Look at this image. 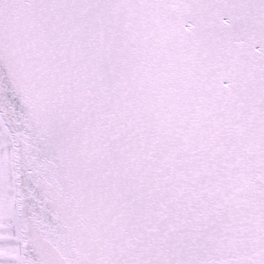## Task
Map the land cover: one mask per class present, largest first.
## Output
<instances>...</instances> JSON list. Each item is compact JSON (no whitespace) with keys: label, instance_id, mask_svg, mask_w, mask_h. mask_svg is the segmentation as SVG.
<instances>
[{"label":"snow or ice","instance_id":"obj_1","mask_svg":"<svg viewBox=\"0 0 264 264\" xmlns=\"http://www.w3.org/2000/svg\"><path fill=\"white\" fill-rule=\"evenodd\" d=\"M0 264H264V0H0Z\"/></svg>","mask_w":264,"mask_h":264}]
</instances>
